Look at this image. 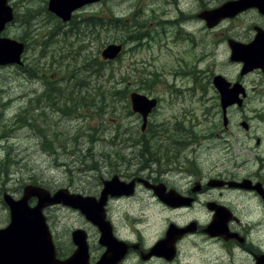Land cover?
I'll list each match as a JSON object with an SVG mask.
<instances>
[{
  "label": "rangeland",
  "instance_id": "rangeland-1",
  "mask_svg": "<svg viewBox=\"0 0 264 264\" xmlns=\"http://www.w3.org/2000/svg\"><path fill=\"white\" fill-rule=\"evenodd\" d=\"M48 2L11 0L20 20L27 22L15 20L3 32V36L18 40L23 36L30 42L23 65L0 66V226L10 220L5 191L21 197L24 186L33 184L52 191L68 187L99 195L103 180L115 174L129 180L138 174L146 152L147 157L158 158L169 150L172 143L161 138L196 135L197 142L202 140V90L180 99L173 85L176 75H172L202 70L235 78L238 73L228 64L222 45L212 56L210 33L203 27L207 47L181 48V57L176 47H167L170 36L162 33V29L167 32L164 19L195 18L200 1L101 0L88 8L97 15L92 22L96 23L94 38L83 37L84 26L70 28L65 35L64 23L47 10ZM193 24L197 29L202 26L199 21ZM110 43H121L124 48L116 59L105 61L102 50ZM176 81L180 87L187 85L186 80ZM127 91L162 98L149 117L150 132L143 131L140 112L132 110ZM151 135L155 138L146 139L144 146L142 140ZM197 142L196 153L190 155L192 170L207 172L213 167L212 174L220 171V155L208 154L207 141ZM174 177L180 183L192 179L184 172ZM141 196L139 190L133 205L136 210ZM82 222L79 212L68 206L54 207L51 213V229L64 248ZM225 264H230L228 256Z\"/></svg>",
  "mask_w": 264,
  "mask_h": 264
},
{
  "label": "flooded vegetation",
  "instance_id": "flooded-vegetation-1",
  "mask_svg": "<svg viewBox=\"0 0 264 264\" xmlns=\"http://www.w3.org/2000/svg\"><path fill=\"white\" fill-rule=\"evenodd\" d=\"M197 1L202 7L193 15L195 18L164 19L167 32L162 29V33L165 38L170 36L167 47H176L180 56L181 48L208 46L203 27L210 33L212 56L222 45L228 64L238 69L235 78L199 69L172 75L186 80L185 87L178 86L176 79L173 82L178 98L187 99L195 89L202 90V140L208 142V154L220 155L223 167L213 174V167L207 172L192 170L190 155L196 153V135L161 138L169 140L172 147L158 158L143 154L138 174L129 179H135V184L124 185L122 192L109 194L104 202L97 201L103 208L98 214L99 224L77 210L84 218L76 228L81 233L78 242L74 229L64 248L51 229L53 208L63 204L44 209L58 258L64 260L80 247L87 255V264H225L227 256L230 264H241L243 260L246 264H264V11L253 6L219 12L217 8L235 0ZM89 7L84 6L81 11L90 12ZM91 14L97 16L95 12ZM15 15L18 20L17 11ZM245 20L249 23L244 24ZM197 21L202 24L198 29L193 24ZM201 32L203 36L196 39ZM133 92L127 93L130 105ZM140 94L155 101L146 120L140 114L143 131L150 132L149 117L161 105L162 98ZM154 138L146 136L142 143L146 146V139ZM178 172L192 179L180 183L174 177ZM139 190L142 196L136 210L133 205ZM92 195L98 197L100 193ZM29 201L30 205L37 202ZM8 211L10 219L9 208Z\"/></svg>",
  "mask_w": 264,
  "mask_h": 264
},
{
  "label": "water",
  "instance_id": "water-1",
  "mask_svg": "<svg viewBox=\"0 0 264 264\" xmlns=\"http://www.w3.org/2000/svg\"><path fill=\"white\" fill-rule=\"evenodd\" d=\"M93 1L95 0H50L49 9L62 19L69 20L73 10ZM253 6L264 11V0H238L225 4L221 7L222 10H219L221 8L217 10L219 12L240 11ZM13 18V8L8 4V0H0V65L22 63L24 42L1 36L6 24ZM121 48V45L109 44L103 50L102 56L105 59H113ZM146 101L145 96L138 93L132 94L133 110L142 113L145 120L147 113L154 106V101L148 106H146ZM134 183L135 180H132L125 184L119 180L117 175L114 176L111 180L105 181L100 201H104L110 193L123 191L121 186H132ZM49 193L45 187L26 185L25 194L19 200L14 199L8 193L4 194V200L10 209L11 224L0 230V264H87V255L85 254L83 258V253L79 250L65 261L56 258L55 247L42 210L46 205L62 202L74 208H80L89 219L92 217L91 219L95 221L98 219L94 214L95 210L98 214L100 213L95 197L70 193L66 188L58 190L53 196ZM32 196H37L40 202L34 207L28 205Z\"/></svg>",
  "mask_w": 264,
  "mask_h": 264
},
{
  "label": "trees",
  "instance_id": "trees-1",
  "mask_svg": "<svg viewBox=\"0 0 264 264\" xmlns=\"http://www.w3.org/2000/svg\"><path fill=\"white\" fill-rule=\"evenodd\" d=\"M76 20V19H75ZM85 22H87V23H84V25L83 24H80L79 22H78V20H77V22L76 23H73V25H72V28H75V29H77V30H80L81 29V26H84V31H86V30H88V32H90L91 34H89V35H87V36H95L96 34H95V26H96V23H92V22H95L94 20H93V18L91 17V18H89V19H87ZM86 33H84V36L83 37H85L86 35H85ZM23 37V36H22ZM69 44V43H68Z\"/></svg>",
  "mask_w": 264,
  "mask_h": 264
}]
</instances>
